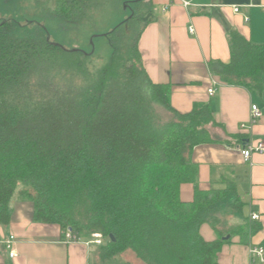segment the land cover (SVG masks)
<instances>
[{"label":"trees","instance_id":"1","mask_svg":"<svg viewBox=\"0 0 264 264\" xmlns=\"http://www.w3.org/2000/svg\"><path fill=\"white\" fill-rule=\"evenodd\" d=\"M79 1L56 0L55 16L69 21L81 15ZM134 16L104 34L111 54L94 78L92 52L17 36V24L0 22V224L9 223L17 191L32 203L34 221L69 229L92 242L102 259L129 249L143 264H219L227 234L216 229L218 238L206 241L199 228L204 212L228 189L195 187L190 201L179 195L182 183L195 185L193 147L217 142L212 131L219 124L209 104L194 102L179 112L170 85L152 82L138 48L140 33L132 37L127 25ZM228 43L230 60L216 62L214 73L260 91L264 44L234 30ZM80 74L89 85H74ZM234 232L246 240L242 227ZM94 233L101 235L99 244Z\"/></svg>","mask_w":264,"mask_h":264},{"label":"crops","instance_id":"2","mask_svg":"<svg viewBox=\"0 0 264 264\" xmlns=\"http://www.w3.org/2000/svg\"><path fill=\"white\" fill-rule=\"evenodd\" d=\"M143 1V15H150L139 31L138 48L149 78L170 85L171 104L179 112L189 111L194 102L207 103L219 124L212 131L217 142L193 147L195 185L182 183L180 199L192 200L195 187L202 192L227 188V196L204 212L199 233L206 241L216 240L217 231L229 235L217 253L219 264H248L249 248L264 246V151L253 152L245 161L241 149L264 142V87L255 91L223 82L213 65L229 62L230 31L264 44V0H187L188 6L181 0ZM251 104L259 107L261 116L242 128ZM9 211V223L0 224V264H92L96 246L82 240L65 242L58 224L33 220L31 202L13 196ZM252 214L258 219H251ZM237 227L244 229L245 241L241 234L230 233ZM11 234L14 257L3 245Z\"/></svg>","mask_w":264,"mask_h":264},{"label":"rangeland","instance_id":"3","mask_svg":"<svg viewBox=\"0 0 264 264\" xmlns=\"http://www.w3.org/2000/svg\"><path fill=\"white\" fill-rule=\"evenodd\" d=\"M56 0H0V22L9 20L17 24L13 33L17 36H35L48 38L66 50L78 48L83 52H92L89 60L90 77L94 78L111 54V47L105 33L111 31L121 21L130 18L127 25L135 36L144 24L143 15L147 4L143 0H80L81 15L69 21L55 16ZM143 16V17H141ZM128 40L131 35L127 36ZM125 43L124 41H120ZM60 78H56L58 83ZM78 88L89 85L87 76L73 77ZM61 83V82H60ZM60 88V86L58 87ZM169 119V114H163ZM14 194V199L16 198ZM111 258H100L98 248L91 258L92 264H143L131 250Z\"/></svg>","mask_w":264,"mask_h":264},{"label":"built area","instance_id":"4","mask_svg":"<svg viewBox=\"0 0 264 264\" xmlns=\"http://www.w3.org/2000/svg\"><path fill=\"white\" fill-rule=\"evenodd\" d=\"M181 2L184 6H188L191 4L187 0H181ZM166 7L167 6H165L164 9H166ZM233 10L235 12H238L239 7L233 6ZM244 19L248 20V17H245ZM189 32L191 34L194 33L193 27H189ZM213 91H214L213 88L208 89L209 94H212ZM260 116H261V111H260L259 107L256 104H251L248 122L241 124V127L242 128L251 127L253 124H255L257 122V120ZM262 151H264V142L260 141L256 145L247 144L245 147H243L241 149V154L243 156V159L245 161H247L250 159V156L253 152H262ZM258 217H259L258 214H252L251 215V219H253V220L258 219ZM62 234H63V239L65 242L80 241L76 238L75 235H73V233L69 229H66L65 231H63ZM92 236L94 238L93 242H95L96 244H99L101 242V235L100 234L94 233V234H92ZM14 240H15L14 236L11 234L7 238H5L3 241V245H4L5 249L8 250L10 257L16 256V252L13 248ZM248 251H249L248 252V255H249L248 264H264V246L253 245L249 248Z\"/></svg>","mask_w":264,"mask_h":264},{"label":"water","instance_id":"5","mask_svg":"<svg viewBox=\"0 0 264 264\" xmlns=\"http://www.w3.org/2000/svg\"><path fill=\"white\" fill-rule=\"evenodd\" d=\"M150 14H147L144 19H147L149 17ZM229 238V235H225L222 237L223 240H227Z\"/></svg>","mask_w":264,"mask_h":264},{"label":"flooded vegetation","instance_id":"6","mask_svg":"<svg viewBox=\"0 0 264 264\" xmlns=\"http://www.w3.org/2000/svg\"><path fill=\"white\" fill-rule=\"evenodd\" d=\"M141 17H143V16H141Z\"/></svg>","mask_w":264,"mask_h":264}]
</instances>
